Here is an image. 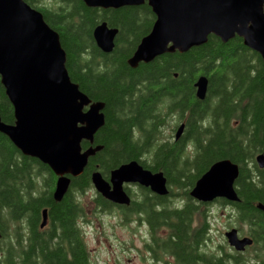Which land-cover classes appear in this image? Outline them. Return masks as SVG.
Wrapping results in <instances>:
<instances>
[{
	"label": "trees",
	"instance_id": "trees-1",
	"mask_svg": "<svg viewBox=\"0 0 264 264\" xmlns=\"http://www.w3.org/2000/svg\"><path fill=\"white\" fill-rule=\"evenodd\" d=\"M25 2L40 11L58 33L71 80L93 101L104 103V124L91 144L101 149L88 158L80 175L69 177L60 200L53 198L57 176L51 169L23 155L0 132V264H91L75 222L83 212L75 193L93 188L94 171L107 180L113 169L131 160L166 177L169 193L159 201L162 222H188L195 216L205 222L206 215L198 210L189 190L214 162L229 159L237 164L234 187L239 201H216L233 209L236 221L248 226L249 235L264 251V210L258 207L264 206V168L255 161L257 154H264L260 55L239 36L223 42L210 34L205 43L185 52H166L131 67L127 59L155 17L146 1L106 9L89 7L83 0ZM101 21L118 29L114 48L107 53L97 47L92 35ZM200 76L208 80L202 100L196 97L194 86ZM185 113L188 121L175 139V124L169 125V133L163 128L169 118ZM0 117L5 123L14 122L13 107L1 82ZM81 146L86 149L90 144L83 141ZM175 190L186 199L184 209L167 202ZM98 203L107 206L100 194ZM44 209L49 226L38 229ZM120 212L127 216L122 223L137 214L134 209ZM179 231L183 233V227ZM222 253L226 262L211 260V264H228V258L230 264L246 262L239 253Z\"/></svg>",
	"mask_w": 264,
	"mask_h": 264
},
{
	"label": "water",
	"instance_id": "water-1",
	"mask_svg": "<svg viewBox=\"0 0 264 264\" xmlns=\"http://www.w3.org/2000/svg\"><path fill=\"white\" fill-rule=\"evenodd\" d=\"M87 6L118 8L140 5L145 1L156 18L148 34L142 37L127 59L131 67L149 62L166 52H185L207 41L213 34L226 42L239 36L243 44L257 52L264 63V0H83ZM117 30L105 22L93 30V38L103 52L114 48ZM0 82L13 107L14 123L1 120L0 132L26 156L37 158L58 176L53 198L60 200L67 191L70 176L80 175L88 158L100 145L82 149L81 142H93L104 124V103L91 99L73 82L66 67V54L58 33L44 20L40 11L25 0H0ZM208 80L195 82L196 97L205 98ZM87 109L84 110V107ZM183 130L175 132L178 139ZM264 168V154L255 157ZM238 165L221 159L200 175L189 195L201 202L218 198L239 201L234 183ZM95 190L117 204H129L124 183L149 186L157 194L168 193L161 171L144 169L136 160L123 163L110 173L109 180L99 171L92 173ZM264 210L262 204L258 205ZM43 227L46 223L45 210ZM229 245L242 251L250 245L249 236L239 238L236 228L225 232ZM1 238V233H0Z\"/></svg>",
	"mask_w": 264,
	"mask_h": 264
},
{
	"label": "flooded vegetation",
	"instance_id": "flooded-vegetation-1",
	"mask_svg": "<svg viewBox=\"0 0 264 264\" xmlns=\"http://www.w3.org/2000/svg\"><path fill=\"white\" fill-rule=\"evenodd\" d=\"M155 18L156 16L154 17V21ZM102 22H105L106 26L109 29L115 28L109 26L106 21H101L98 24ZM115 29L118 32V29L117 28ZM114 44H115V39H114ZM133 52L131 53V55L133 54ZM91 102H95V101L91 99ZM86 109L87 106L84 107V110ZM172 119H173V124H175L176 126V129L179 127V125L181 124L183 125V130H182L183 132L185 123L186 121H188L187 114L185 113L182 116H178L175 114L174 116H172ZM176 129L173 132L174 135L173 138H175ZM83 141L90 144V146L91 144L92 145L94 144V139L92 143L86 140ZM146 159L148 160L149 158ZM149 162L150 161H148L147 163ZM141 165L143 166L144 169L150 170L153 173L158 172L157 170H151L148 167H145L143 164ZM107 180H109V177L107 178ZM166 183H167V179H166ZM123 189L130 197L129 204L126 205L117 204L105 198L104 196H102V198L106 200L107 206L99 204L98 201H99L100 193H98L96 190L94 195L95 197L94 201L97 202L96 205L97 210L104 213L107 211H114V210L120 211V209H122L123 212L131 209L135 210L137 214L132 215L133 221L132 222L127 221L123 223L124 225H127L128 223H133L134 225L139 227L138 228L139 247L137 250H138L140 264H211V260L214 263H218V261L225 263L226 259H225V255L222 253L223 251H228L229 253H239L240 255L243 256L242 259H246L245 264H264V251L260 248V244L256 243L250 235L248 236L252 239V242L250 245L245 246L242 251H237L233 246L228 244L227 239L225 237L226 231H224L222 234L223 235L222 241L216 243L212 248L210 247L211 227L208 219L209 218L208 207L211 202H201L193 199L198 210L201 213L202 211L205 213L206 215L205 218L207 219L205 222L202 221V218L200 216H195L194 218H192L191 221L188 222L187 221L162 222L158 218L160 216L158 215V213L162 209V205L159 204V201L163 195L157 194L156 192L152 191L149 186H144L138 183H124ZM174 194L175 196L173 198H169L167 202L169 203V201L171 200V204L174 205V207L184 209L186 205V199L180 198L179 194H181V192L178 190H175ZM216 200H214V202H216ZM44 210L46 215V223L44 227L39 226L38 229H43V228L46 229L49 226L48 215L46 209ZM151 212H154L157 215L155 214L152 215ZM77 221L78 218L75 219L76 223ZM182 227L184 232L180 233L179 230ZM236 230L238 229L236 228ZM248 249H250V251H254V253H252L251 256L245 255V252ZM249 257L250 260L248 261L247 259ZM228 260H229L228 264H230L232 262V259L228 258ZM129 262L130 261L128 260L126 264H131Z\"/></svg>",
	"mask_w": 264,
	"mask_h": 264
},
{
	"label": "rangeland",
	"instance_id": "rangeland-1",
	"mask_svg": "<svg viewBox=\"0 0 264 264\" xmlns=\"http://www.w3.org/2000/svg\"><path fill=\"white\" fill-rule=\"evenodd\" d=\"M169 124L163 128L166 133L170 132L173 119H168ZM190 149V147H189ZM95 188H90L84 193H75V198L83 208L79 216L77 226L89 251L91 264H140L139 247V227L133 223L124 225L123 214L118 211L101 212L97 210V202L94 201ZM132 217V215L130 216ZM208 217L210 222V247L223 239V232L230 228H237L239 238L248 236V226L237 222L236 214L228 205H221L217 201H212L208 207ZM237 220V221H236ZM132 222V218L127 220ZM11 228V225H8ZM241 235V236H239ZM252 251L248 249L245 255L249 256Z\"/></svg>",
	"mask_w": 264,
	"mask_h": 264
},
{
	"label": "bare ground",
	"instance_id": "bare-ground-1",
	"mask_svg": "<svg viewBox=\"0 0 264 264\" xmlns=\"http://www.w3.org/2000/svg\"><path fill=\"white\" fill-rule=\"evenodd\" d=\"M90 7V6H89ZM101 149V148H100ZM98 151V150H97ZM37 159V158H36ZM95 172V171H94ZM111 173V172H110ZM78 176V175H77ZM91 176H92V174H91ZM73 177H75V176H73ZM57 178H58V176H57ZM70 179V178H69ZM1 233V232H0ZM1 238H2V235H1ZM1 238H0V241H1Z\"/></svg>",
	"mask_w": 264,
	"mask_h": 264
}]
</instances>
